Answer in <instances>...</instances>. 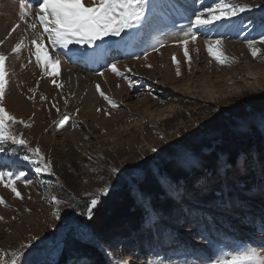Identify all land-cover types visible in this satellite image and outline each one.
I'll list each match as a JSON object with an SVG mask.
<instances>
[{
  "label": "rangeland",
  "instance_id": "374dc122",
  "mask_svg": "<svg viewBox=\"0 0 264 264\" xmlns=\"http://www.w3.org/2000/svg\"><path fill=\"white\" fill-rule=\"evenodd\" d=\"M237 2L250 7L231 22H223L224 27L218 23L210 31L201 29L196 41H189V65L178 41L184 38L192 14L211 7L213 0H148L145 11L150 25L128 29L119 37H105L91 46H69L90 53L95 63L86 65L79 57L65 55L68 50L54 49L50 55L61 61L55 79L63 85L57 88L53 77L44 75L29 51L32 30L19 20L20 0H0V39L18 25L0 46V51L9 56L4 104L11 115L31 125H15L17 134H22L30 146H38L52 163V173H37L22 159L30 155L22 146L9 143L3 146L5 151H0V170L24 171L32 182L27 186L17 182L22 199L0 183V197L6 202L0 204V249L8 253L6 259L10 261L11 253L19 251L23 253L19 264H121V260L127 264H209L214 252H230L242 247L241 242L264 248V166L256 157L252 165H258L257 170L250 168V163L245 166L246 158L238 155L237 147L232 148L242 140L264 148V86L236 88L248 73H264V0ZM31 3L35 5L36 0ZM34 16L35 9L26 17L27 22ZM20 39H24V47L12 54L11 48ZM216 39L221 40L216 47L225 57L223 64L207 51L205 41ZM249 40L256 41V57L248 47ZM157 41L163 46L153 51ZM25 55L34 59L49 83L50 90L43 95L46 100L36 93L31 100L28 97L33 94L20 96L26 78L16 67ZM173 55L179 64L173 62ZM113 63L131 78L133 87H129L127 78L111 72ZM86 66L118 107L113 108L98 92L93 103L86 104L83 93L64 87V74L73 68L85 70ZM189 85L191 89L198 87V91L207 87L217 93L218 99L206 101L176 87L185 89ZM140 101H147L141 110L153 111L154 119L148 112L137 115L133 108L125 109ZM52 103L60 108L59 113ZM106 109L112 110L104 113ZM65 114L70 119L60 123ZM219 146L225 151L218 155L228 160L237 156L235 161L240 162L238 170L233 168L226 176L223 171L214 175L200 167ZM186 157L195 167L186 162ZM174 160L183 164L190 176L205 171L211 179L204 176L178 194L175 183L163 171L165 163ZM113 167L120 171L113 173ZM150 171L157 174L164 195L155 204L147 199L155 208L145 221L149 228L115 234L108 244L100 245L104 257L99 261L84 254L82 240L91 236L86 227L89 194L105 185L108 193L124 185L135 188ZM53 195L66 202L59 206V219L53 215ZM200 200L209 204L203 205ZM160 203L166 209L162 210Z\"/></svg>",
  "mask_w": 264,
  "mask_h": 264
},
{
  "label": "snow or ice",
  "instance_id": "6c2138e0",
  "mask_svg": "<svg viewBox=\"0 0 264 264\" xmlns=\"http://www.w3.org/2000/svg\"><path fill=\"white\" fill-rule=\"evenodd\" d=\"M148 7V0H36V4L33 5L31 0H20L19 3V20L27 23V27L32 30V38L30 45L34 47L29 48L32 56L35 57V62L40 66L45 76H52V83L57 88H62L63 85L57 83L55 77L59 75L60 59L58 56L50 55L49 47L52 49H65V55L70 58L75 56H82L86 53L82 49H70V45H94L96 41L103 40L105 37L114 36L119 37L128 29H133L140 25H150L151 19L146 16V8ZM250 6L243 5L237 0H213L211 7H203L200 12L193 13V18L189 20L186 30L183 31L184 38L179 40L178 43L184 47V57L191 61L189 55L188 44L189 41L195 42L197 39V32L201 29L210 31L218 23L221 27H224L223 22H231L234 17H237L239 13L246 11ZM35 9V16L30 23L27 22L26 17L30 16L32 10ZM16 25L11 31L7 33L4 39H0V46H3L6 40L11 37L12 32L16 30ZM47 40L48 45H45ZM261 42H264V36L261 38ZM207 44V51L210 55L215 57L221 64L225 62L223 53L216 47L221 44L220 39L214 41H205ZM248 47L251 50L253 57L257 56L259 49L254 47L256 41L249 40ZM163 44L157 41L152 45L153 51H157ZM24 47V39H20L11 48L12 54H18ZM147 56V52H145ZM9 56L4 51H0V151H5L4 145H19L26 149L27 153L22 157L24 161L29 162L35 167L37 173H52V163L50 160H46L45 156L41 152L40 148L32 147L28 141L22 138V134H17L14 126L22 124L25 127H31L30 124H26L25 121L17 119L11 115L5 107V92L8 80L6 77V61ZM174 63L179 64L175 55L172 56ZM31 62V61H29ZM149 68L151 65H147ZM110 70L117 76H122L128 79L129 87H133L134 83L131 78H128L124 72H121L115 63L110 65ZM128 71H131L129 69ZM179 68H177V75H179ZM102 76L103 73H100ZM39 81H37V87ZM119 86V85H117ZM96 91L104 100H106L113 108L118 107L116 102L105 94L101 90L99 84H96ZM33 95H30L28 99L35 98L36 89H29ZM41 100L47 98L43 95L40 96ZM65 105L68 101L65 99ZM52 108H55L57 113L60 112V108L56 103L51 104ZM79 112V109L76 110ZM100 111V109H97ZM35 115V114H33ZM70 117L65 114L61 117L60 123H67ZM75 126V125H74ZM264 127V122H262ZM152 152H157L156 148H152ZM91 159V157H89ZM186 162L192 163L195 167V163L190 158H185ZM239 161H230L226 159L222 154L215 156L216 170L214 175H219L223 171L224 175L233 168H237ZM246 166V162H245ZM139 167V165H136ZM200 167H203L201 164ZM113 173L120 171V169L113 167L111 169ZM206 179L211 177L205 175ZM167 179V178H165ZM23 181L25 186L32 182L26 179V173L24 171L17 170L6 171L0 170V183H3L4 187L10 189L18 198H23L21 192L17 188V182ZM51 183V182H49ZM183 185L180 182L179 177L175 179L174 190L180 193V189ZM109 188L107 185L97 189L95 194H89L90 200L86 202V215L89 219L93 217V209L101 202L100 197L108 194ZM182 195V194H181ZM30 198V197H29ZM48 199V197H45ZM50 201L56 205V209L53 215L60 218L59 206L65 201L59 200L55 195L50 197ZM3 197H0V204H5ZM30 211V210H29ZM3 217H0L2 220ZM15 219V217H13ZM36 238L34 237L33 240ZM242 247L232 248L230 252L216 253L214 252L209 256V264H264V248L253 247L248 242H241ZM26 247L25 245L21 246ZM22 252L14 251L11 253V260L6 259L8 253L3 249H0V264H19ZM121 264H127L126 261L121 260Z\"/></svg>",
  "mask_w": 264,
  "mask_h": 264
},
{
  "label": "trees",
  "instance_id": "16d2710c",
  "mask_svg": "<svg viewBox=\"0 0 264 264\" xmlns=\"http://www.w3.org/2000/svg\"><path fill=\"white\" fill-rule=\"evenodd\" d=\"M204 142V141H203ZM250 142V143H249ZM246 142L244 140L233 144L232 148L237 147L238 155H243L246 163H250V168L257 170L258 165H252L254 158H258L259 164L263 163L264 166V148L252 141ZM236 145V146H235ZM233 150V149H232ZM225 148L213 149L211 154L204 158L203 168L209 172H215V156L219 152H224ZM237 156L231 157L230 161H235ZM166 175L175 183V179L179 177L182 188L195 184L200 178L204 177L207 172L195 171L197 176H190V172L183 167V164H178L175 160L166 162L163 168ZM204 169V170H205ZM164 195V188L157 176L152 171L148 172L141 180L137 182L135 188L129 185L121 186L106 196L100 197V203L93 211L92 219L86 223V227L91 233L88 240H82L81 246L84 254L89 255L91 259L99 261L103 256V250L100 245L108 244L110 238L118 233L136 231L139 227L145 228V221L149 220L151 212L155 210L147 199L162 201ZM203 205H208L207 200H200ZM165 205V204H164ZM159 206H162V203ZM152 208V209H151ZM149 226L151 223L148 224ZM149 228V227H147ZM96 240V242H93Z\"/></svg>",
  "mask_w": 264,
  "mask_h": 264
},
{
  "label": "bare ground",
  "instance_id": "6f19581e",
  "mask_svg": "<svg viewBox=\"0 0 264 264\" xmlns=\"http://www.w3.org/2000/svg\"><path fill=\"white\" fill-rule=\"evenodd\" d=\"M45 45L46 46L48 45L47 40H45ZM49 53H55L54 49L49 47ZM76 57H79V59L85 60L84 63H86V65L95 63V61H93L94 58H92L90 53H87V54L82 55V56H76ZM29 61H31V62H29ZM16 69L21 75L24 76V78H26L23 81V83H24L23 84L24 87L22 88L23 93H22V95H20L22 98H23V94H25V96H27V94H33L32 92L29 91V89H33V88L36 89L35 93L38 95H46L49 92V90H50L49 83L47 82V79L42 74V71L35 64L34 59L32 57L25 55L24 58L22 59V61L17 65ZM245 78L246 79H245L244 83L240 87H236V88L244 89V88L251 87V88L256 89V88L264 86V73L258 74V73L251 72V73H248L247 77H245ZM37 81H39L38 87H37ZM62 81L64 83V87L69 88V89L74 87L78 92L83 93V96H84L83 100L86 102V104H89V103L92 104L93 103L94 96L97 94L95 86H96V84H98V81H97V78L95 77V75L91 72V70L89 68H87V66H86L85 70H82V71H78L74 68L71 69L68 73L63 75ZM176 87H177V89H179V91L182 90V92H186L187 94H189L191 96L199 97V98H202L206 101L215 102L216 98H217L216 97L217 93L215 94V93L210 92V90L207 87H205V88L201 87L203 89L202 91L201 90H199V91L195 90L198 88L196 86H195L196 87L195 89H191L192 88L191 86L188 88H185V89L183 86L182 87L180 86L181 88H178V86H176ZM146 102L140 101L138 104H133V105L128 104L125 106V109L133 108V110L137 111V115H140L142 112L143 113L145 112V111H143L144 109L141 110V107H143L144 105H148ZM169 107H171V106H169ZM169 107L167 109H169ZM175 107H172L171 110H173ZM111 110L112 109H106V111L104 113L109 112ZM146 112H148V115H149L148 117H150L151 119L155 118V113L153 111L147 110ZM146 116H147V114H146Z\"/></svg>",
  "mask_w": 264,
  "mask_h": 264
}]
</instances>
